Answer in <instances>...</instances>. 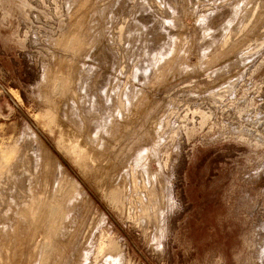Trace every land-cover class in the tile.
I'll return each instance as SVG.
<instances>
[{
  "label": "rangeland",
  "instance_id": "374dc122",
  "mask_svg": "<svg viewBox=\"0 0 264 264\" xmlns=\"http://www.w3.org/2000/svg\"><path fill=\"white\" fill-rule=\"evenodd\" d=\"M0 264H264V0H0Z\"/></svg>",
  "mask_w": 264,
  "mask_h": 264
},
{
  "label": "bare ground",
  "instance_id": "6f19581e",
  "mask_svg": "<svg viewBox=\"0 0 264 264\" xmlns=\"http://www.w3.org/2000/svg\"><path fill=\"white\" fill-rule=\"evenodd\" d=\"M259 10V9H258ZM255 14V13H254ZM36 136V135H35ZM153 148V147H152ZM152 150V149H151ZM150 152V151H149ZM155 153V152H154ZM145 202V201H144ZM147 205V204H146ZM149 210V209H148ZM144 211L147 212L146 208H144Z\"/></svg>",
  "mask_w": 264,
  "mask_h": 264
}]
</instances>
